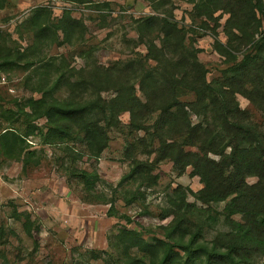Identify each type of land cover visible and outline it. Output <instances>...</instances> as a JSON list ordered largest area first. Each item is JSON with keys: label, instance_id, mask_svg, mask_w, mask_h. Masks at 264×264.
I'll return each instance as SVG.
<instances>
[{"label": "trees", "instance_id": "obj_1", "mask_svg": "<svg viewBox=\"0 0 264 264\" xmlns=\"http://www.w3.org/2000/svg\"><path fill=\"white\" fill-rule=\"evenodd\" d=\"M5 2L0 0V9ZM221 9L229 13L223 28L226 40L217 39L215 29L219 24L215 17L213 47L228 65L220 76L210 80L206 78L205 66L197 60V50L184 45V30L178 27L171 12L161 17L141 18L139 33L147 52L138 54L136 62L127 65V72L115 73L109 67L94 66L91 78L83 72L73 81L60 64L50 62L54 58L44 64L39 61L37 65L26 61L23 52L7 46L9 34L0 32V69L6 70L23 61L25 67H33L39 74L41 67L47 66L34 89L40 97H29L24 103L15 99L17 109L6 110L7 120L17 121L21 116L26 119L24 134L11 126L0 132V154L21 161L22 171L29 163H39L37 150H26L27 136L35 134L43 145L58 146L63 158H69L73 164L84 156L97 163L108 146V132L120 126V114L128 112L127 126L156 138L157 153L172 162L177 175L190 166V174L198 176L202 184L197 192L185 190L181 185L171 190L163 215L171 216V220L161 226L162 238L146 239L140 230L122 227L107 238L111 251L90 249L92 259L102 258L104 264H249L248 250L264 252V131L250 119L236 98L237 94L246 98L264 117V30L261 29L264 0H196L191 19H199L201 15L212 19L213 13ZM28 20L29 27L36 30L34 45L42 40L50 44L55 29L68 30L70 25L78 23L68 10L54 23L47 6L33 8ZM200 23L205 26L206 20ZM158 36L160 46L154 42ZM246 45L248 49L238 59V52ZM151 60L154 65L149 63ZM48 69L54 70L53 73H47ZM62 86L67 87L68 95L59 99L55 92ZM106 90L113 94L109 99L101 96ZM187 94L193 95L191 101L180 99ZM151 114H156V118L148 126L146 122ZM191 114L203 118L192 123ZM42 117L45 124L37 126L34 121ZM137 139V143L146 144L144 136ZM78 143L83 144V149L74 146ZM132 146L129 143L126 149ZM184 146H194L197 150H185ZM209 152L218 155V159L209 158ZM152 170L151 163L133 158L129 171L117 185L127 179L154 184L158 177ZM70 171L87 192L104 183L95 164L90 169L73 166ZM248 177H255L256 181L249 184ZM138 193L141 192L132 194L127 203L136 200ZM187 193L201 205L188 201ZM89 195L82 196V201L109 204L107 213H117L112 198ZM219 202H225L220 212L222 222L228 227L225 241L216 238L203 242L200 227L189 229V217H198L202 224L210 226L219 219V212L211 214L209 208ZM25 217L28 225L36 228L31 216ZM125 219L129 221L128 217Z\"/></svg>", "mask_w": 264, "mask_h": 264}, {"label": "rangeland", "instance_id": "obj_2", "mask_svg": "<svg viewBox=\"0 0 264 264\" xmlns=\"http://www.w3.org/2000/svg\"><path fill=\"white\" fill-rule=\"evenodd\" d=\"M194 1L196 0H92L91 3H77L66 0H6L0 9V32L9 34L7 46L23 52L26 61L30 60L37 65L39 61L44 64L54 58L50 62H55L56 66L60 64L73 81L83 75V72L87 78H91L94 66L109 67L115 73L127 72V65L135 63L138 54L144 55L147 52L141 40L142 34L139 33L141 18L148 15L161 17L171 12L178 27L184 30V45L188 49L197 50V60L205 66L206 78L210 80L220 76L222 69L228 65L213 47L212 27L216 17L219 24L215 29L217 39L225 42L223 28L229 13L221 9L213 13L212 19L201 15L199 19L192 20ZM37 6L49 7L54 23L64 10H68L78 23L70 25L68 30H64L65 33L60 28L55 29L57 35L53 34L50 44L42 40L34 45L33 34L36 30L29 27L28 18ZM202 20H206L207 25L202 26ZM261 29L264 30V20ZM152 33L155 37L156 32ZM154 42L160 46L159 36L154 38ZM248 47L249 45L242 47L238 52V59ZM149 63L154 65L152 60ZM25 66L22 61L6 70L0 69L15 79L16 89L13 95L0 90V132L11 126V129L24 134L26 119L21 116L17 121L7 120L6 110L17 109L15 99L24 103L29 97H40V93L34 89L41 77H44V68L47 66L41 67L39 74L33 71V67ZM53 71L48 69L47 73ZM67 95L66 86L55 92L59 99ZM137 95L142 98L138 90ZM101 96L109 99L113 94L106 90L101 92ZM236 98L240 107L248 112L250 119L264 131V117L260 111L243 96L237 94ZM180 99L191 101L193 95H182ZM155 118L156 114H151L147 125L152 124ZM202 118V115L191 114L192 123H197ZM119 120L120 126L108 132V146L97 163L84 156L73 164L69 158H63L58 146L43 145L37 134L27 136L26 150H37L38 164L29 163L22 171L21 161L0 154V264H104L102 258L92 259L88 251H111L107 246V238H111L122 227L140 230L146 239L152 236L163 237L161 226L167 225L171 220V216L163 217L168 208L166 197L171 194V190L181 185L185 190L197 192L202 184L198 176L190 174V166L186 167L184 173L177 175L172 162L161 158L157 153L156 138L144 135L143 130L127 126L128 112L121 113ZM45 121L42 117L34 122L43 126ZM141 136H144L146 144L137 143V138ZM129 143L133 146L126 149ZM74 146L79 150L83 149V144ZM184 149L197 150L194 146H184ZM207 156L218 159V155L211 152ZM133 158L151 163V173L158 177L156 183L148 185L147 181L140 183V179H127L117 185L121 176L129 171ZM92 164L96 165L104 183H99L93 191L87 192L70 169L73 166L90 169ZM246 181L253 184L256 178L248 177ZM137 191L143 195L138 193L136 200L127 203ZM87 193L92 197L98 195L112 198L117 213H107L109 204L82 201L81 197ZM187 199L190 202L196 201L189 193ZM224 204L225 202H219L209 208L211 214L219 212V219L210 226L202 224L198 217H189V229L191 227L194 231L195 227H200V240L203 242L216 238L224 240V235L228 233V227L222 222L223 215L220 214ZM26 214L31 216L36 228L28 225ZM126 217L129 218L128 222ZM248 252L250 254L246 261L249 264H264V252Z\"/></svg>", "mask_w": 264, "mask_h": 264}, {"label": "built area", "instance_id": "obj_3", "mask_svg": "<svg viewBox=\"0 0 264 264\" xmlns=\"http://www.w3.org/2000/svg\"><path fill=\"white\" fill-rule=\"evenodd\" d=\"M15 79L8 73L0 71V90H3L10 94H15L16 89L14 85Z\"/></svg>", "mask_w": 264, "mask_h": 264}]
</instances>
